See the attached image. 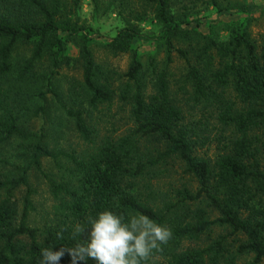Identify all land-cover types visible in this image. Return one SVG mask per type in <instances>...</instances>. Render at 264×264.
Returning a JSON list of instances; mask_svg holds the SVG:
<instances>
[{
  "label": "trees",
  "instance_id": "trees-1",
  "mask_svg": "<svg viewBox=\"0 0 264 264\" xmlns=\"http://www.w3.org/2000/svg\"><path fill=\"white\" fill-rule=\"evenodd\" d=\"M83 1L0 0V264H41L46 249L65 250L58 264H72L67 250L86 240L88 220L105 209L126 219L143 212L171 229L148 264H236L246 255V264L263 263L264 32L254 38L250 19L213 36L188 28L171 0H135L116 12L121 27L106 45L130 55L118 75L94 60ZM89 2L99 14L101 0ZM208 3L223 10L219 0ZM148 17L165 56L162 70L150 62V80L131 46ZM68 43L75 57L65 54ZM173 53L185 70L180 97L169 80ZM76 62L80 78L61 89V70ZM116 101L129 126L101 134L94 113ZM37 118L42 130L46 122L70 126L78 144L50 147L51 135L32 130ZM213 143L209 158L201 149ZM43 158L55 169L53 204L33 227L28 175L41 171ZM174 164L193 184L175 179L167 169ZM22 186L19 211L14 195ZM216 229L227 233L210 237Z\"/></svg>",
  "mask_w": 264,
  "mask_h": 264
},
{
  "label": "rangeland",
  "instance_id": "rangeland-1",
  "mask_svg": "<svg viewBox=\"0 0 264 264\" xmlns=\"http://www.w3.org/2000/svg\"><path fill=\"white\" fill-rule=\"evenodd\" d=\"M221 9L218 10L215 6L208 3V0H171V7L174 14L177 17L185 19L189 22L188 28L195 31L210 34L213 36L225 35V25L233 27L239 24H244L247 20L251 21L250 30L254 38H258L259 34L264 32V0H219ZM103 8H101L99 14H95L89 0H84L80 10L81 22L92 29V42L91 50L94 60L105 71H110L122 75L126 72L130 63V55L128 53L115 54L108 50L107 43L115 35L121 23L117 18L116 12L118 9H122L126 5L135 7V0H101ZM111 2L108 10H103L106 5ZM148 17L146 21L141 23L143 28V34L141 37L135 38L132 41V49L138 54V57L147 72L146 79L150 80L151 64L153 63L156 70L163 69V61L165 59L163 46L157 40H154L151 35H158V29L154 25L153 21ZM221 25L220 27H218ZM224 26V27H223ZM223 27V28H222ZM185 47V46H182ZM186 48V47H185ZM77 53V47L74 44L68 43L65 48V54L75 57ZM174 62L170 67V86L179 97L183 94V90L180 89L183 85V75L185 73L183 62L172 54ZM153 69V68H152ZM80 67L76 62L69 67L61 70L59 77L60 84L63 85L61 89H65L66 84L72 79L80 78ZM149 84H151L149 82ZM199 114H195V118H198ZM93 122L98 123L100 133L106 134L115 131V134L124 131L129 126L127 108L122 109L120 103L116 101L110 109L101 107L99 112L94 113ZM43 119L37 118L34 120L32 130L39 133L45 132L50 136V147L57 149L70 150L74 148L79 140L77 134L70 126L65 127L57 126L53 130L52 125L49 122L45 123V129L43 127ZM206 153L207 157L213 158V155L217 153L216 144L213 143L209 146H204L201 149ZM173 167V169H172ZM167 169L175 173V179L183 182L193 184L189 176L182 175L181 169L175 164L174 166H167ZM0 171L3 170L0 168ZM55 169L52 161L49 158L42 159L41 171L31 170L28 175V187L33 190L31 194V202L34 206V210L30 213L29 225L33 227H40L46 220L47 213L50 211V207L53 204V198L48 188V178L51 173H54ZM176 182V183H178ZM26 192V187H20L14 195L17 209L20 211L22 208L23 197ZM214 217V216H212ZM223 229H216L210 237L216 238L218 234H226ZM233 237H229L227 241H232ZM209 241V240H207ZM207 241H201V244ZM229 242V243H230ZM250 260V256H242L238 258L236 264H246ZM261 264H264L261 263Z\"/></svg>",
  "mask_w": 264,
  "mask_h": 264
},
{
  "label": "clouds",
  "instance_id": "clouds-1",
  "mask_svg": "<svg viewBox=\"0 0 264 264\" xmlns=\"http://www.w3.org/2000/svg\"><path fill=\"white\" fill-rule=\"evenodd\" d=\"M88 225L86 240L67 250L72 264H87L88 259L95 264H148L153 252L161 251L172 237L170 228L143 212L126 219L105 209L90 218ZM77 231L85 229L78 226ZM64 251L44 250L41 264H58Z\"/></svg>",
  "mask_w": 264,
  "mask_h": 264
}]
</instances>
